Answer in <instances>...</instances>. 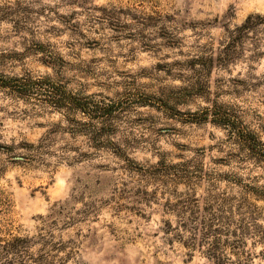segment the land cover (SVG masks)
<instances>
[{
  "label": "rangeland",
  "instance_id": "1",
  "mask_svg": "<svg viewBox=\"0 0 264 264\" xmlns=\"http://www.w3.org/2000/svg\"><path fill=\"white\" fill-rule=\"evenodd\" d=\"M254 15L264 0H0V73L23 89H0V264H264V166L192 120L215 103L264 143V33L260 55L193 63Z\"/></svg>",
  "mask_w": 264,
  "mask_h": 264
},
{
  "label": "trees",
  "instance_id": "2",
  "mask_svg": "<svg viewBox=\"0 0 264 264\" xmlns=\"http://www.w3.org/2000/svg\"><path fill=\"white\" fill-rule=\"evenodd\" d=\"M260 32L264 33V15L248 16L241 25L232 30L226 31V36L222 44H220L221 49L218 48L216 51L210 49V55L208 57L194 59L193 63H198V65L200 64V71L202 73H208L214 66L223 67L232 63V61L235 60L234 58L242 55L248 50L247 48H250L249 51L252 53L260 55L259 46L261 38L258 37ZM19 82L20 81L17 78L7 77L0 73V89H8L11 93L22 94L23 89ZM24 85L27 86L26 84ZM195 86L196 85L190 84V88H192V90L193 88H196ZM187 87H189V85ZM185 90L186 88H181L180 92L184 94ZM149 96L145 95L144 97V95H142L141 103L151 104V101L148 100ZM49 98L53 103L68 106L69 109L77 110L81 112L82 116L91 119H104L115 107V104L100 105L96 102L89 101L86 98H79L72 95L61 97L54 94L50 95ZM143 98H146L147 100H144ZM159 103L164 107L169 106L166 99L161 100L159 98ZM192 118V120H195L196 122H210L214 125L220 126L225 131L227 141L230 143L233 142L236 148L234 153L230 152L228 155L231 157L233 156L234 158H249L255 163L264 166V143L258 139L257 135L253 131H250L247 127L236 123V119H234L233 115L228 112L224 106L212 103L210 106L193 113ZM226 176L228 175H225V177ZM231 179L235 181L234 183L238 182L235 178ZM257 191L258 189L255 187H248L244 188L241 192L242 203L244 205L247 204L246 207L251 219L252 214L256 212V208L252 202L250 203V199L251 197L255 199L259 198V193H257ZM242 256H244V259L240 262V264H246L244 262L250 261L254 254L245 252L244 254L242 253ZM212 261L213 264H222V260L218 258Z\"/></svg>",
  "mask_w": 264,
  "mask_h": 264
}]
</instances>
